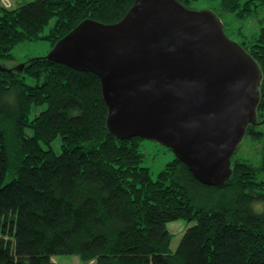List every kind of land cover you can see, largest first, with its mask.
<instances>
[{
	"label": "trees",
	"instance_id": "1",
	"mask_svg": "<svg viewBox=\"0 0 264 264\" xmlns=\"http://www.w3.org/2000/svg\"><path fill=\"white\" fill-rule=\"evenodd\" d=\"M176 1L188 8L198 0ZM133 2L32 0L10 8L0 0V264H56L59 254L81 264H264V131L257 129L264 14L259 31L237 44L260 73L243 136L261 144L260 163L232 157L230 176L216 186L199 182L175 156L152 178L142 164L145 139L108 130L94 73L46 56L21 69L2 65L19 43L42 39L53 48L84 20L120 21ZM258 6L264 0H218V12L241 19ZM175 220L194 223L171 250L166 224Z\"/></svg>",
	"mask_w": 264,
	"mask_h": 264
},
{
	"label": "water",
	"instance_id": "2",
	"mask_svg": "<svg viewBox=\"0 0 264 264\" xmlns=\"http://www.w3.org/2000/svg\"><path fill=\"white\" fill-rule=\"evenodd\" d=\"M46 57L99 78L116 137L169 148L202 184L230 176L259 102L260 73L212 12L134 0L116 23H79Z\"/></svg>",
	"mask_w": 264,
	"mask_h": 264
},
{
	"label": "rangeland",
	"instance_id": "3",
	"mask_svg": "<svg viewBox=\"0 0 264 264\" xmlns=\"http://www.w3.org/2000/svg\"><path fill=\"white\" fill-rule=\"evenodd\" d=\"M29 1L32 0H2L3 4L10 8H16ZM188 8L196 11L206 10L212 12L221 23L225 35L235 44H240L243 37H248L259 31L260 24L258 19L264 14V9L260 6L257 7L256 13L250 18L241 19L232 13H221L218 12V0H198L188 5ZM50 25L51 23L45 27L42 34L47 33ZM51 49L50 42L42 39L19 43L11 51L13 59L3 61L2 65L6 68H16L27 59L47 56ZM257 129L264 131V121L257 126ZM26 133L31 134L29 128H26ZM51 148L55 153L59 152L57 139L51 143ZM140 148L144 154L142 164L149 168L152 178L174 157L170 150L150 140H142ZM232 157L233 159H244L250 164L258 166L261 157V144L243 137ZM193 223L175 220L166 224V228L172 235L170 242L171 250L176 248L183 232ZM51 260L56 264H81L78 256L74 255H54Z\"/></svg>",
	"mask_w": 264,
	"mask_h": 264
}]
</instances>
